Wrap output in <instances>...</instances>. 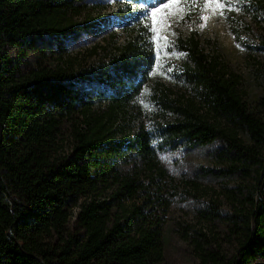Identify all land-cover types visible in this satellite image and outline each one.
I'll list each match as a JSON object with an SVG mask.
<instances>
[{"label": "trees", "instance_id": "obj_1", "mask_svg": "<svg viewBox=\"0 0 264 264\" xmlns=\"http://www.w3.org/2000/svg\"><path fill=\"white\" fill-rule=\"evenodd\" d=\"M83 3L0 0V264H172L164 253L167 203L158 153L213 141L226 163L255 171L236 213L240 222L233 223L240 241L226 264L263 258L264 118L189 35L179 44L205 110L162 100L177 118L131 129L154 65L147 16L131 13L126 38L110 50L91 46L102 53L84 67L47 42L63 37L57 42L63 47L74 30L105 27L106 17L89 16ZM257 105L264 110V92ZM139 165L149 174L142 176ZM201 257L216 260L209 250Z\"/></svg>", "mask_w": 264, "mask_h": 264}, {"label": "rangeland", "instance_id": "obj_2", "mask_svg": "<svg viewBox=\"0 0 264 264\" xmlns=\"http://www.w3.org/2000/svg\"><path fill=\"white\" fill-rule=\"evenodd\" d=\"M77 1L84 2L89 16H105L100 21L105 27L99 31L74 30L64 37L63 47L57 44L63 37H47V42L54 51L62 49L63 55L68 54L84 67L102 53L101 49L92 53L91 46L106 44L110 50L114 43L126 38L134 26L131 13L147 16V38L154 51V65L136 98L131 129L137 124L177 118L162 100L191 102L198 111L205 110L199 87L187 79L186 68L192 63L179 44L189 35H194L216 68L236 82L242 100L264 118V110L257 105L264 92V0H212L208 8L207 0H180L186 10L177 12L173 8L174 14L167 17L158 12L156 20L163 19V23H157L155 31L151 13L168 0H140L136 4L126 0ZM217 2L223 9L216 8ZM237 136L250 143L244 130L238 129ZM221 153L218 141L189 149L181 145L166 147L158 153L164 167L162 181L167 203L161 220L164 253L172 264H226L239 244V230L233 223L240 222L236 213L242 196L249 192L255 171L251 166L247 173L242 172L239 164L226 163ZM139 166L142 176L149 174ZM235 229L237 233L231 232ZM203 250L211 251L216 260H202ZM251 264H264V257Z\"/></svg>", "mask_w": 264, "mask_h": 264}, {"label": "snow or ice", "instance_id": "obj_3", "mask_svg": "<svg viewBox=\"0 0 264 264\" xmlns=\"http://www.w3.org/2000/svg\"><path fill=\"white\" fill-rule=\"evenodd\" d=\"M211 3H212V0H207V2L205 4V8L210 7ZM223 7L224 6L219 4L218 2L216 3L217 9H223ZM173 8H175L177 12H183L186 10L185 8L180 6V0H168V2L163 3L162 7H158L152 11V13H151L152 27H153L154 31L156 30L157 23H163V19L159 22L156 20L157 13L158 12L164 13V16L167 17L170 14H174L172 12ZM222 14H223V12H221V15ZM202 19H207V17H202ZM157 39H159V37H157Z\"/></svg>", "mask_w": 264, "mask_h": 264}]
</instances>
